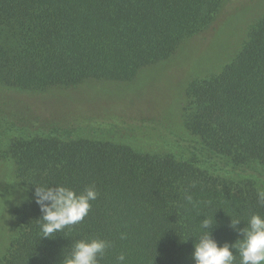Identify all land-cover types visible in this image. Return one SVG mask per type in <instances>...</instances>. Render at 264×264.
<instances>
[{
  "label": "trees",
  "instance_id": "trees-1",
  "mask_svg": "<svg viewBox=\"0 0 264 264\" xmlns=\"http://www.w3.org/2000/svg\"><path fill=\"white\" fill-rule=\"evenodd\" d=\"M214 24L218 38L231 26L238 39L223 42L221 69L187 85L181 155L121 142V125L109 135L61 128L10 145L26 196L11 224L0 217V264H62L85 238L109 242L100 264H119L121 253L127 264H195L205 216L223 245L242 238L231 216L240 229L264 215V0H0V87L20 91L132 81ZM57 184L94 185L98 198L82 222L42 237L34 191Z\"/></svg>",
  "mask_w": 264,
  "mask_h": 264
},
{
  "label": "rangeland",
  "instance_id": "rangeland-1",
  "mask_svg": "<svg viewBox=\"0 0 264 264\" xmlns=\"http://www.w3.org/2000/svg\"><path fill=\"white\" fill-rule=\"evenodd\" d=\"M216 27L214 24L206 36L182 46L166 62L142 69L129 82L89 80L75 87L41 92L0 87L2 222L11 224L12 209L26 196L9 149L21 138L57 134L61 128H72L74 134L103 136L111 134L113 125H121L122 131L114 133L119 141L181 155L178 142L185 144L188 136L179 111L187 85L197 76L221 69L225 63L223 42L232 44L238 39V31L231 26L218 38L212 31ZM184 69L188 70L185 74L181 73Z\"/></svg>",
  "mask_w": 264,
  "mask_h": 264
},
{
  "label": "clouds",
  "instance_id": "clouds-1",
  "mask_svg": "<svg viewBox=\"0 0 264 264\" xmlns=\"http://www.w3.org/2000/svg\"><path fill=\"white\" fill-rule=\"evenodd\" d=\"M34 197L42 213L38 219L42 237L51 238L67 226L82 222L89 213L91 202L98 198V192L94 185L80 192L63 184L55 187L36 185ZM187 199L191 200V197ZM258 199L264 205V192L258 193ZM205 217L200 221L201 234L194 243L192 258L195 264H237V257L238 264H264V215H251L246 227L240 229L237 226L241 220L231 216L230 227L237 230L242 238L223 245L213 238L212 228L215 224L212 219ZM108 247L110 244L104 239L77 240L71 245V251L64 253L62 264H100ZM117 259L119 264H127L125 254L121 253Z\"/></svg>",
  "mask_w": 264,
  "mask_h": 264
}]
</instances>
